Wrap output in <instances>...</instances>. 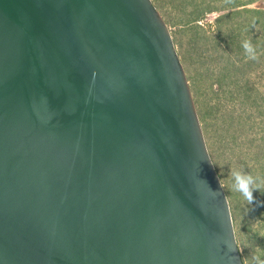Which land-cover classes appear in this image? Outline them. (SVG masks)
Wrapping results in <instances>:
<instances>
[{
	"label": "water",
	"instance_id": "water-1",
	"mask_svg": "<svg viewBox=\"0 0 264 264\" xmlns=\"http://www.w3.org/2000/svg\"><path fill=\"white\" fill-rule=\"evenodd\" d=\"M0 264H243L151 0H0Z\"/></svg>",
	"mask_w": 264,
	"mask_h": 264
},
{
	"label": "rangeland",
	"instance_id": "rangeland-1",
	"mask_svg": "<svg viewBox=\"0 0 264 264\" xmlns=\"http://www.w3.org/2000/svg\"><path fill=\"white\" fill-rule=\"evenodd\" d=\"M171 35L243 264L264 259V0H151ZM250 40L258 58L250 60ZM255 179L248 204L231 173Z\"/></svg>",
	"mask_w": 264,
	"mask_h": 264
},
{
	"label": "clouds",
	"instance_id": "clouds-1",
	"mask_svg": "<svg viewBox=\"0 0 264 264\" xmlns=\"http://www.w3.org/2000/svg\"><path fill=\"white\" fill-rule=\"evenodd\" d=\"M243 48L245 53L247 54L248 59L256 60L258 58L256 47L252 44L250 40H245L243 42ZM231 177L233 180V188L235 191H238L242 194L248 204H252L254 201L253 191L260 190V185L254 189L253 185L255 183V179L251 174H245L241 170H233L231 173ZM261 185H264V180L260 181ZM252 261L254 264H264V259H261L258 256H253Z\"/></svg>",
	"mask_w": 264,
	"mask_h": 264
}]
</instances>
